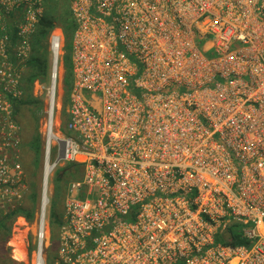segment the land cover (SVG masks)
<instances>
[{"label":"built area","instance_id":"obj_1","mask_svg":"<svg viewBox=\"0 0 264 264\" xmlns=\"http://www.w3.org/2000/svg\"><path fill=\"white\" fill-rule=\"evenodd\" d=\"M65 1L73 85L61 133L54 30L33 264L66 164L82 177L67 186L54 264H264V0ZM43 2L0 0L4 210L21 197L8 189L25 175L15 106ZM233 225L245 244H230Z\"/></svg>","mask_w":264,"mask_h":264},{"label":"trees","instance_id":"obj_2","mask_svg":"<svg viewBox=\"0 0 264 264\" xmlns=\"http://www.w3.org/2000/svg\"><path fill=\"white\" fill-rule=\"evenodd\" d=\"M60 29L63 37V46L61 54V66L63 70L62 88L63 83H66L67 90L71 92L73 85L72 74V62H71V41L72 34L75 29V23L72 19L69 11L68 3L65 0H45L44 8L41 17L38 19V23L35 27L34 34L31 37V52L26 60L24 71L22 74L23 84V97L16 103L15 114H23L25 121H27L28 137L25 142V147L36 156L40 155L41 150V135L38 131V113L41 110L42 102L32 95L33 84L38 82L44 84L48 80L50 58H49V36L55 29ZM11 40H15V35L12 34ZM24 124V121H23ZM23 125L21 126V128ZM24 128V127H23ZM63 133V131H61ZM22 137V138H23ZM26 140V139H25ZM32 166L36 165L35 158L32 161ZM34 168V167H33ZM36 174L34 169L33 174ZM82 177V169L76 164H66L59 167L52 180L56 182V186H53V194L49 202V216L48 227L50 232V243L57 242L59 240L60 229L63 225L64 208L63 203L67 186L71 181L79 180ZM30 190L31 193L28 200L22 207L11 211L9 214L2 215L0 217V241L6 242L10 235L11 223L16 217H21L27 222H31L34 219L35 204H36V187L33 178H30ZM10 221V224H9ZM230 232V244L233 246L243 245L245 241L242 240L240 228L237 225H233L229 228ZM56 259V254H46V264H53ZM7 264H14L9 262Z\"/></svg>","mask_w":264,"mask_h":264},{"label":"rangeland","instance_id":"obj_3","mask_svg":"<svg viewBox=\"0 0 264 264\" xmlns=\"http://www.w3.org/2000/svg\"><path fill=\"white\" fill-rule=\"evenodd\" d=\"M45 1V0H44ZM44 8V2L42 3V9ZM55 31H60V29L55 28ZM53 30V31H54ZM62 35V33H61ZM62 46H63V37H62V44H61V52H62ZM61 61V60H60ZM59 61V73H58V80H57V87H56V94H55V105H59L60 109H55V116L57 123L60 124V132L63 131L64 127L66 126V123L68 121V116H67V109L69 108V92L67 90V85L66 83H63V88H62V78H63V70L61 66V62ZM48 80L44 84L39 83V87L37 89L32 90V95L34 98L40 100L42 102V107L41 110L38 113V131L39 134L40 132L43 131V125L44 121L46 118V110H47V89H48ZM34 91V94H33ZM87 95V94H85ZM23 114L17 113L16 114V122L17 125L19 126V137H20V146H19V159L21 158V165L23 167V171L25 173L24 175V181L21 186L19 185H14L12 187H9L8 189L15 194L16 189H19V195L21 196L20 199H17V194L16 196L13 197L12 200L13 203L18 204L19 207H22L26 201L28 200V197L31 193L30 190V178H33L35 182V187H36V204H35V212H34V219L31 222L25 221L21 217H16L15 220L11 223V231L10 235L7 238L6 242L2 243L0 241V264H7L9 262H13L14 264H33V259H34V238L37 233V225H38V216L40 214V198L42 194V185H41V172H42V145H41V150H40V155L37 154L36 156H33V154L28 150L27 147H25V142L27 141V138H24L25 135L28 137V132H27V126ZM24 121V124H23ZM23 127L21 128V126ZM62 133V132H61ZM25 134V135H24ZM24 136V137H23ZM23 137V138H22ZM26 139V140H25ZM42 142V138H41ZM53 155H55V149H53ZM35 158L36 160V165L32 166V161ZM34 167V168H33ZM34 169H36V174L34 176H31L33 174ZM55 173V172H54ZM50 177L49 182H48V189H47V200L48 204L45 209V217H46V223L48 225V216H49V202L50 198L52 197L53 194V186H56V182L52 180L53 175ZM72 182V181H71ZM22 187L24 188L21 193H20V188H15V187ZM14 190V191H13ZM11 193V194H12ZM66 195V194H65ZM11 199V198H10ZM17 201V202H16ZM65 202V199H64ZM12 203V204H13ZM3 205L0 204V217L5 214H9L11 211L17 209V207L14 209H8L4 210L1 208ZM63 208H64V203H63ZM64 210V209H63ZM2 214V215H1ZM10 224V221H9ZM47 235H48V247L43 250L42 256L44 258V263L46 262V254L49 251V253L56 254L57 257V249H58V241L56 242H51L50 243V232H49V227L47 230ZM47 242V241H46ZM16 250H23L25 253V258L18 260L15 257V251ZM55 261V260H54ZM54 264V262H53Z\"/></svg>","mask_w":264,"mask_h":264},{"label":"bare ground","instance_id":"obj_4","mask_svg":"<svg viewBox=\"0 0 264 264\" xmlns=\"http://www.w3.org/2000/svg\"><path fill=\"white\" fill-rule=\"evenodd\" d=\"M25 252L23 250H16L15 251V257L18 259V260H22L25 258Z\"/></svg>","mask_w":264,"mask_h":264}]
</instances>
